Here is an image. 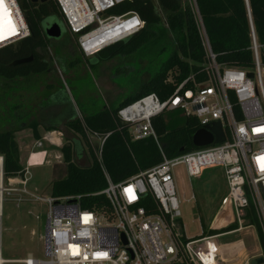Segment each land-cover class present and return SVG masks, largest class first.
<instances>
[{
  "label": "built area",
  "instance_id": "2783aa9c",
  "mask_svg": "<svg viewBox=\"0 0 264 264\" xmlns=\"http://www.w3.org/2000/svg\"><path fill=\"white\" fill-rule=\"evenodd\" d=\"M53 1L66 30L77 37V48L87 58L138 34L144 27L134 12L110 14L116 6L131 0ZM245 3L250 22V69L217 64L192 0L205 51L204 79L197 82L190 74L167 99L161 101L152 93L117 111L116 117L128 126L131 139L152 140L162 160L118 183L110 180L101 165L107 186L93 196L105 197L108 210L83 209L79 196L36 195L27 187L28 168L25 167L24 179H6L0 156V264L7 261L1 250V221L7 202L46 206L44 255L46 249L48 255L39 260L28 254L22 264H224L210 247V241L218 236L188 238L181 231L176 192L178 168H183L188 178H199L208 169H221L226 194L220 208L231 213L223 229L235 227L223 235L241 231L247 212L252 210L264 238V44L257 41L248 2ZM3 4L10 13V26L18 35L0 40V49L29 36L16 0H3ZM248 74H253V78ZM165 113L192 118L199 130L219 122L225 140L169 159L152 125ZM43 140L52 144L47 138ZM36 147L42 148L43 143L37 142ZM29 157L37 158V154ZM259 257L264 259L263 255ZM259 257H250L243 264H251Z\"/></svg>",
  "mask_w": 264,
  "mask_h": 264
},
{
  "label": "trees",
  "instance_id": "16d2710c",
  "mask_svg": "<svg viewBox=\"0 0 264 264\" xmlns=\"http://www.w3.org/2000/svg\"><path fill=\"white\" fill-rule=\"evenodd\" d=\"M181 1L156 0L155 3L152 0H131L110 11L111 15L134 12L144 22V27L138 34L98 52L96 57L99 62L112 60L119 55L130 56L142 45L148 44L158 34H162L161 27L164 25L170 31L175 51L160 65L154 76L141 86L139 93L133 98L124 100L117 109L102 110L79 120L74 118V110L70 105L65 119L56 125L46 121L44 109L47 103H45L41 108L38 123L21 125L15 130L0 131V156L3 158V175L6 179L23 177L24 172L14 133L25 129L36 132L37 126L46 132H51L58 131L63 125L84 138L86 134H96L104 140L101 162L93 158L88 166L77 164L73 160L72 148L63 147L65 175L53 180L51 184L52 197L79 196L81 207L86 210L99 212L109 209L105 197L93 196L107 186L101 165L110 180L118 183L161 163L157 145L150 139L132 141L128 126L118 120L116 113L120 108L148 94L157 95L161 101L167 99L190 74L194 75L197 82L204 79L203 65L206 61L199 24L192 4L182 5ZM16 2L28 27L29 36L15 45L0 49V81L6 83L42 76L51 71L52 62L47 57V48L57 44L58 40H50L45 30L61 20L53 0L37 5H33L29 0H16ZM247 2L257 41L264 44V0H247ZM195 4L217 64L250 69L252 67L250 22L245 0H195ZM49 19L52 21H47ZM58 46L61 47L59 65L63 66L65 61L76 65L82 60L69 40ZM29 57H33L30 63L10 66L17 60ZM168 77L171 78L169 82ZM53 94L50 90H46L42 98L46 101L50 100ZM152 125L167 158H175L197 150L192 144V137L199 130L194 119L183 118L178 113H165L154 119ZM245 221L246 226L256 228L259 247L264 256V238L252 210L247 212ZM234 229L229 227L223 232ZM202 234H205V231ZM216 234L218 233L208 231V237Z\"/></svg>",
  "mask_w": 264,
  "mask_h": 264
},
{
  "label": "rangeland",
  "instance_id": "374dc122",
  "mask_svg": "<svg viewBox=\"0 0 264 264\" xmlns=\"http://www.w3.org/2000/svg\"><path fill=\"white\" fill-rule=\"evenodd\" d=\"M152 1L156 3V0ZM191 3L192 0L181 1L182 5ZM57 23L62 35L59 39H50L58 41L47 48V57L52 62L51 71L11 83L0 81V131L38 123L45 103L46 121L56 125L65 119L70 105L75 119L101 110L117 109L125 99L135 97L141 86L154 76L160 65L175 51L170 31L164 25L161 27L162 34H158L130 56L119 55L112 60L99 62L96 55L85 57L77 48V37L66 30L62 20ZM68 40L75 46L82 60L76 65L65 61L62 66L58 60L61 58V47L58 45ZM87 59L93 62H86ZM46 90L54 93L47 101L42 98ZM35 131H16L14 140L19 149L23 173L25 166L28 168L27 187L36 195L50 197L53 180L64 176L63 147L72 148L73 160L81 166H88L93 158L101 162V137L86 134L84 138L63 125L58 131L46 132L40 126ZM43 138L51 140L52 144ZM57 140L60 144H56ZM37 142H42L43 147L37 148ZM32 153L37 154V158L29 157ZM220 170L208 171L200 179L188 178L183 168L177 171L180 227L188 238L208 237L209 226L226 194ZM45 218L46 206L43 204L5 203L1 221L2 258L10 261L9 264H22L28 254L44 260ZM246 225L245 221L243 229L238 233L210 241L214 255L219 252L217 246L223 245L221 254L224 264H243L249 257L262 255L256 228ZM240 241L244 244L245 253L240 250L238 243H234Z\"/></svg>",
  "mask_w": 264,
  "mask_h": 264
},
{
  "label": "water",
  "instance_id": "95a60500",
  "mask_svg": "<svg viewBox=\"0 0 264 264\" xmlns=\"http://www.w3.org/2000/svg\"><path fill=\"white\" fill-rule=\"evenodd\" d=\"M47 0H29L33 5L44 4ZM247 1V0H246ZM45 34L49 39H59L62 35L61 27L58 24H53L46 28ZM33 57H29L22 60H17L13 62L10 66H18L32 62ZM249 78H253V74H248ZM225 140L222 133L219 122L212 123L210 126L198 130L192 137V144L195 148L201 149L208 147L212 144H221ZM181 152L183 150H180ZM45 255H48V250L46 249ZM251 264H264L263 257L253 259Z\"/></svg>",
  "mask_w": 264,
  "mask_h": 264
},
{
  "label": "crops",
  "instance_id": "0c3cea01",
  "mask_svg": "<svg viewBox=\"0 0 264 264\" xmlns=\"http://www.w3.org/2000/svg\"><path fill=\"white\" fill-rule=\"evenodd\" d=\"M87 60H89V59H87ZM126 100V99H125ZM111 110H113V109H111ZM102 111V110H101ZM182 116V115H181ZM183 117V116H182ZM184 118V117H183ZM80 120V119H79ZM131 138V137H130ZM58 141V140H57ZM133 141V140H132ZM104 142V141H103ZM102 145H103V143L101 144V148H102ZM29 158V157H28ZM22 166V165H21ZM25 166V165H24ZM26 167V166H25ZM179 169V168H178ZM178 169H177V171H178ZM214 170H220V169H218V168H215V169H208V170H205V171H203V173L201 174V176L199 177V179L201 178V177H203L204 176V174L206 173V172H208V171H214ZM177 171H176V174H177ZM221 171V170H220ZM65 175V174H64ZM64 177V176H63ZM223 179H224V177H223ZM225 182V181H224ZM225 186H226V184H225ZM230 215H231V213L230 212H228V210H221V208L219 209V211L217 212V214L214 216V220H213V223L209 226V231H212L213 233H218V234H216V235H213V236H218V238H220V237H224V233H226V232H223L225 229H223V227L226 225V223H228V220H229V218H230ZM231 227V226H230ZM229 228V227H228ZM233 228H235L234 226H233ZM227 229V228H226ZM203 232V231H202ZM228 232V231H227ZM226 236H229V235H226ZM217 239V238H216ZM234 243H238L239 245H240V250L242 251V252H244V244L240 241V242H234ZM222 247H223V245H218L217 246V248H218V250H219V252H218V255H219V257H220V259L224 262V260H223V257H222V254H221V249H222ZM259 249H260V247H259ZM241 251H239V253H238V255H240L241 254ZM255 252H256V250H255ZM245 253V252H244ZM253 257H259V255H257V256H253ZM250 258V257H249Z\"/></svg>",
  "mask_w": 264,
  "mask_h": 264
},
{
  "label": "bare ground",
  "instance_id": "6f19581e",
  "mask_svg": "<svg viewBox=\"0 0 264 264\" xmlns=\"http://www.w3.org/2000/svg\"><path fill=\"white\" fill-rule=\"evenodd\" d=\"M9 14L10 13L5 10L4 4H2V7H0V18H2V20H3V26H2V28H0V40L16 37V35H18L16 30L12 29L10 26L11 21L9 18ZM9 21H10V23H9ZM8 26L10 27V30L6 31V28ZM96 39H100V38H96ZM98 45H100V43H98ZM9 263H10V261H6V264H9Z\"/></svg>",
  "mask_w": 264,
  "mask_h": 264
},
{
  "label": "snow or ice",
  "instance_id": "6c2138e0",
  "mask_svg": "<svg viewBox=\"0 0 264 264\" xmlns=\"http://www.w3.org/2000/svg\"><path fill=\"white\" fill-rule=\"evenodd\" d=\"M2 4H3V0H0V7H2ZM9 23H10V21H9ZM2 26H3V20H2V18H0V28H2Z\"/></svg>",
  "mask_w": 264,
  "mask_h": 264
}]
</instances>
